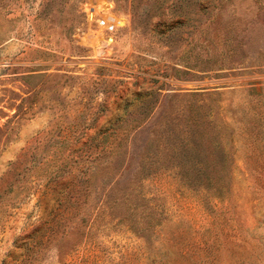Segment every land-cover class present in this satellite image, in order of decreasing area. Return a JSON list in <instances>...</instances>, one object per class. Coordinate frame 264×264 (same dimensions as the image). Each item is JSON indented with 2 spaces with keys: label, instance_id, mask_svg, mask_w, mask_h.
I'll return each instance as SVG.
<instances>
[{
  "label": "rangeland",
  "instance_id": "1",
  "mask_svg": "<svg viewBox=\"0 0 264 264\" xmlns=\"http://www.w3.org/2000/svg\"><path fill=\"white\" fill-rule=\"evenodd\" d=\"M0 264H264V0H0Z\"/></svg>",
  "mask_w": 264,
  "mask_h": 264
}]
</instances>
